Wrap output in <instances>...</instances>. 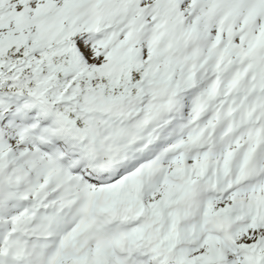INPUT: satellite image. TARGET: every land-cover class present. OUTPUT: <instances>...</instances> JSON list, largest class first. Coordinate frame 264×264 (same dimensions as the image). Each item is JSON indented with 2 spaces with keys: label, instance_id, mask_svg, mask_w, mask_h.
<instances>
[{
  "label": "snow or ice",
  "instance_id": "snow-or-ice-1",
  "mask_svg": "<svg viewBox=\"0 0 264 264\" xmlns=\"http://www.w3.org/2000/svg\"><path fill=\"white\" fill-rule=\"evenodd\" d=\"M0 264H264V0H0Z\"/></svg>",
  "mask_w": 264,
  "mask_h": 264
}]
</instances>
